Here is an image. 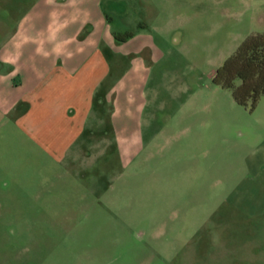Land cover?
Masks as SVG:
<instances>
[{
  "label": "rangeland",
  "instance_id": "1",
  "mask_svg": "<svg viewBox=\"0 0 264 264\" xmlns=\"http://www.w3.org/2000/svg\"><path fill=\"white\" fill-rule=\"evenodd\" d=\"M133 1L134 19L116 15L114 29H136L139 20L163 29L153 41L160 53L148 56L147 94L140 71L130 88L129 66L115 70L119 135L87 148L78 164L52 159L26 138L6 140L0 264H264V216L247 217L235 200L251 113L229 105L227 94L212 131H183L178 119L183 89L199 82L204 98L224 57L264 31V0H147L145 19L144 0ZM113 106L105 102L98 132L109 133ZM222 111L232 119L227 130Z\"/></svg>",
  "mask_w": 264,
  "mask_h": 264
},
{
  "label": "crops",
  "instance_id": "2",
  "mask_svg": "<svg viewBox=\"0 0 264 264\" xmlns=\"http://www.w3.org/2000/svg\"><path fill=\"white\" fill-rule=\"evenodd\" d=\"M13 2L0 0V153L12 136L26 138L52 159L68 158L73 164L81 163L87 148L99 145L107 136L119 135L113 116L122 110L116 89L122 79L115 77V70L129 66L127 73L131 70L133 74L130 88L133 83L135 86L140 71L141 92L147 94L145 85L151 73L148 56L151 51L160 53L153 41L163 38V29L154 30L152 23L149 28L140 20L131 22L137 25L136 29H114L116 15L125 22L134 19L133 0ZM144 2L145 19L151 15L152 4ZM224 9L225 13H232L227 7ZM128 33L131 36L126 37ZM134 40L140 43L131 47ZM196 84V89H183L178 119L184 124L183 131L209 132L217 109L223 108L222 100L230 92L211 79L201 98L195 92L200 83ZM124 96L125 104L130 105L135 88L128 89ZM230 97L229 105L235 103L231 94ZM108 100L114 105L109 133L98 132L105 120L103 106ZM249 113L252 116L242 125L249 150L242 159L240 190L235 200L240 201L244 215L256 218L264 216V94ZM219 115L225 130L232 127L230 116L223 111Z\"/></svg>",
  "mask_w": 264,
  "mask_h": 264
},
{
  "label": "trees",
  "instance_id": "3",
  "mask_svg": "<svg viewBox=\"0 0 264 264\" xmlns=\"http://www.w3.org/2000/svg\"><path fill=\"white\" fill-rule=\"evenodd\" d=\"M129 36L131 33L126 34ZM212 82L230 92L237 105L252 112L264 94V31L244 37L216 68Z\"/></svg>",
  "mask_w": 264,
  "mask_h": 264
}]
</instances>
